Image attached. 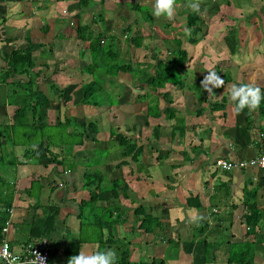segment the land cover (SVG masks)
I'll return each mask as SVG.
<instances>
[{
	"label": "crops",
	"instance_id": "0c3cea01",
	"mask_svg": "<svg viewBox=\"0 0 264 264\" xmlns=\"http://www.w3.org/2000/svg\"><path fill=\"white\" fill-rule=\"evenodd\" d=\"M82 1L0 0V49L10 51L18 43L27 44L30 37L34 43V57L48 65L45 69L47 74L43 73L39 81L41 88L44 90L41 81L47 88L52 81L64 85V98L70 115L79 120L92 117L99 123V131L95 134L97 141H87L83 147L74 146L71 150L54 144L52 151L64 164L58 168L54 163L45 166L42 163L46 158L27 160L23 155L24 146L14 145L7 137L2 126L10 124L13 103L18 96L7 98L1 95L0 149L9 156L8 160L16 162L10 166L0 164V197L6 187L9 188L8 194L12 192L6 233L12 250L20 252L28 241V217L32 214L43 216L50 205H57L59 214L52 232L55 244L50 246L55 262L61 264L66 245L79 239L78 204L87 192L83 190L84 170L99 169L108 180L124 179L130 188V197L122 195L119 202L124 221L113 225L110 231L114 241L121 239V248L129 249L130 261L153 259L156 262L163 260L164 264H227L228 242H241L248 231L241 220L246 211L242 204L245 182H252L248 188L258 187L257 203L264 207V170L223 171L214 165L218 158L240 160L258 152V134L264 128V118L260 117L259 109H245L237 114L226 88L233 83H254L264 88V0H228L229 4L223 0L200 2L198 13L201 12L202 26L206 25V29L209 19L215 15L211 8L215 2L220 4V11L222 5L235 12L253 9L244 18L230 16V24L239 27V42L234 53L229 51L225 41L218 50L198 49L199 39L195 44L190 43L192 48L188 49L185 14L193 11L189 7L193 0H180L183 10L180 12L176 8L172 20L153 16L154 0H84V5ZM45 24L48 26L46 32L41 30ZM78 25L82 26L79 37L84 39L78 38ZM216 27L212 28L213 34H207L203 29L201 40L215 39L221 29L224 32L220 25ZM91 33L103 34L105 43L110 41L113 44L119 60L131 61L140 69L149 71L154 70L158 58L170 55L174 40L181 41V47L188 54L187 62L176 77L182 82V87L167 83L161 91L168 92L176 118L185 122L184 133L172 131L176 118L168 119L164 113L160 117L147 116V100L142 95L148 87L141 88L129 73L119 72L97 83L91 82L90 71H82L91 60L88 49ZM136 34L142 40L139 47H135L131 40ZM199 36L200 33L197 38ZM5 40L9 42L7 45ZM40 42L45 46L53 45L48 56L41 55ZM82 51L83 57H80ZM4 65L0 57V70ZM216 65L228 72L231 80L214 89L213 96L208 95L209 100L201 103L204 113L196 115L195 111L201 107L198 94L205 91L201 79L207 75V68L215 71ZM105 69L95 68L99 73ZM80 71L84 84L78 76ZM91 85L98 90L94 99L100 103L99 106L81 103L84 89ZM47 95L53 101L48 110V120L55 124V107L59 106L55 100L57 97L51 90ZM224 97L227 99L225 106L219 105L211 110L210 106L221 102ZM166 105L160 95V109ZM248 122H251V127L246 132ZM156 124L161 128L159 137L153 138L151 130ZM72 129L73 126H68L66 132ZM120 133L127 134L143 146L138 162L148 165L142 171H138V163L131 161L130 157H120ZM96 150H100L101 155L95 154ZM158 155L160 159H157ZM123 159L127 162L119 164ZM34 178H39V184L35 196L31 197L26 189ZM189 198H194V201L188 203ZM196 201L199 206L194 205ZM139 207L145 213L159 217L163 229L145 233L139 227L141 217L135 212ZM190 212L201 219L191 221ZM205 220L208 226L202 231L201 222ZM261 232L264 234V224ZM124 233H136L140 237L131 239L124 237ZM202 238L213 245L220 242L211 252L208 262H205L206 246L201 242ZM252 238H249L251 242ZM141 240L145 245L139 243ZM82 247L85 252L97 251L94 243H86ZM252 247L253 264H264V237L255 239ZM142 255L145 259L141 258Z\"/></svg>",
	"mask_w": 264,
	"mask_h": 264
},
{
	"label": "trees",
	"instance_id": "16d2710c",
	"mask_svg": "<svg viewBox=\"0 0 264 264\" xmlns=\"http://www.w3.org/2000/svg\"><path fill=\"white\" fill-rule=\"evenodd\" d=\"M213 0H200L203 4L211 2ZM225 4H229L228 0H223ZM201 3V7L204 5ZM85 4V1H82ZM212 11L217 14L220 10V4L214 3ZM186 26L189 31L188 42L195 44L199 39L203 37V18L200 13L190 11L186 14ZM82 26L76 27L78 38L84 39L80 36ZM81 28V29H79ZM42 31L46 32L48 26L45 24ZM238 31L239 27L235 24L228 25L226 34L224 35V41L231 53H234L238 46ZM200 33L199 38L197 35ZM89 36L90 43L88 49L90 50V62L85 64L82 71H90V75L93 77L91 82L97 83L103 80L106 76H116L119 72H127L131 75L134 81L139 82L141 88L148 87V91L142 95L147 100V116L160 117L162 113L166 114V118H176L174 107L168 92H162L161 89L165 87L167 83H172L176 87H182V82L176 80L179 69L184 66L188 60V54L185 49L181 47L180 40H174V46L170 50V55L166 58H158L157 63L153 71L147 69H140L138 64L131 61L119 60L116 50L113 49V44L108 41L105 43L103 34L91 33ZM135 47H139L142 44L141 37L134 35L131 38ZM10 41V40H8ZM6 42V40H5ZM9 42H6L7 45ZM33 41L30 37L27 38V44L18 45L10 51L0 49V57L4 61L5 65L0 70V97H12L18 96V99L14 101V111L12 113V120L10 124L3 125L2 127L7 131V137L10 138L14 145L24 146L23 155L27 160H38L43 157L45 160L43 165L54 163L57 168L64 164V161L57 158L52 151L53 145H62L63 148L73 149L74 146L79 148L83 147L87 141H97L95 134L99 131L98 122L92 117L83 118L81 120L74 118L70 115L69 110L66 108L67 103L64 98L65 86L60 83L52 81L48 88L54 91V95L57 97L55 100L59 106L55 107V124H51L48 120V110L52 107L53 101L50 100L48 95L40 86V80L46 75L48 68L47 64L39 62L37 65L36 57L33 53ZM3 45V46H5ZM44 43H38V47L42 48L41 55L48 56L53 45L45 46ZM3 48V47H2ZM80 57H83V51L80 52ZM38 58V57H37ZM106 68L105 72H96L95 68ZM215 71L225 79V82H230L231 78L225 70L218 65L215 67ZM78 76L81 78L82 84L85 79L82 78V72L80 71ZM202 81V79H201ZM225 83V84H226ZM6 85V89L5 86ZM48 89V90H49ZM264 91V88H261ZM49 90V91H50ZM48 91V93H49ZM98 91L95 85H91L84 89L82 93L81 103L91 104L99 106L100 103L94 99V93ZM156 92V93H155ZM198 94V101L201 105L195 111L196 115L203 114L205 108L202 106L205 100H209L206 91H200ZM155 93V94H153ZM163 96L165 103L167 104L164 109L159 107V97ZM197 95V94H196ZM93 96V98H91ZM213 96V95H212ZM227 99L224 97L221 102H216L211 110L216 109L219 105L226 104ZM211 102L208 104L210 105ZM64 107V108H63ZM259 115L264 118V101L261 102L259 107ZM52 126L49 131L45 132V129ZM68 126H73L71 132H66ZM185 122L181 118H176L175 124L172 126V131H179L184 133ZM251 127V122H248L245 131ZM161 125L156 124L152 127L151 135L153 138L159 137ZM60 129L61 132H58ZM4 135V134H3ZM5 136V135H4ZM246 134V140L248 141ZM57 141V142H56ZM56 142V143H55ZM119 147L120 157H130L131 161L138 163V171H142L143 167H147L148 164L139 163V156L143 152V146L138 145V142L129 137L125 133L119 134ZM154 151H156L154 149ZM100 150H96L95 154H100ZM8 155L3 153L0 149V164L15 165L16 162L8 160ZM161 157L158 155L157 159ZM127 162L123 159L121 163ZM83 174V190L87 191L79 202V219L80 234L79 239L76 242H70L66 245V249L62 252L64 255L63 262L61 264H68L70 257L78 255L83 244L94 243L97 246V250L114 249L117 253V264H164L163 260L158 262L152 260H140L133 262L129 260L130 252L128 248H121L117 245V242H121V239L114 241V236L111 234V227L117 223L124 221L121 206H119L120 197H130V188L124 179L108 180L106 175L99 169H85ZM145 175L148 176L145 170ZM40 178V176H38ZM39 178H34L31 185L26 189V193L29 196H35V189L39 184ZM252 182H245L243 186V201L245 206V213L242 215L241 220L248 227L243 240L239 243L228 242L230 249L227 259V264H253L254 262V249L253 242L255 239H263L264 234L261 232L262 224H264V207H261L257 203L258 187L251 186ZM9 188H4V192L1 193L0 203V242L3 238V227L9 220V210L12 206V192L8 194ZM194 198H189L188 203L193 202ZM195 206H199V203H194ZM35 208V206H34ZM235 208V205H234ZM139 209V210H138ZM86 210V212H84ZM136 214L140 215L139 227L145 233H154L163 229V224L160 218L149 213L142 211L139 207L136 209ZM59 214V207L57 205H50L43 216H36L32 214L28 217V241L27 243L34 241L41 237H46L51 244H55L52 237V232L55 230L56 218ZM139 217V216H138ZM229 221L231 223L232 216L230 214ZM208 226L207 221H202L200 230L204 231ZM262 235V237H261ZM253 237L252 241L249 240ZM201 242L205 243V262L210 261L209 256L211 252L216 248L219 243H209L205 238L201 239ZM10 243V242H9ZM26 243V244H27ZM51 262H55L54 253L51 250L50 256Z\"/></svg>",
	"mask_w": 264,
	"mask_h": 264
},
{
	"label": "clouds",
	"instance_id": "9594fccd",
	"mask_svg": "<svg viewBox=\"0 0 264 264\" xmlns=\"http://www.w3.org/2000/svg\"><path fill=\"white\" fill-rule=\"evenodd\" d=\"M176 7L177 0H154L152 14L157 18L164 16L172 20L176 15ZM189 7L194 12H199L200 0H193V2L189 3ZM206 70L207 75L202 79L201 86L211 96L215 93L214 89L225 86L226 82L213 69L207 68ZM226 91L229 93V98L237 114L245 109L255 111L259 109L261 102L264 101V91L254 83H233L227 86ZM252 163L256 164L257 162L252 161ZM259 163L261 167H264V158H261ZM189 218L193 222L201 219L197 214L191 212L189 213ZM31 255L34 258L22 261L19 254H15L14 251L9 250L7 243L0 249V260L5 261L6 264H46L45 258L39 252L33 251ZM68 264H117V253L114 249L85 252L82 247L78 255L70 257Z\"/></svg>",
	"mask_w": 264,
	"mask_h": 264
},
{
	"label": "built area",
	"instance_id": "2783aa9c",
	"mask_svg": "<svg viewBox=\"0 0 264 264\" xmlns=\"http://www.w3.org/2000/svg\"><path fill=\"white\" fill-rule=\"evenodd\" d=\"M258 152L256 155L245 158V159H240V160H226L223 158H218L214 161V165L217 169L223 170V171H231L234 169H246V168H257L260 170H264V167L260 166L259 161L261 158H264V128L259 131L258 134ZM252 161H256V164H253ZM61 185V184H60ZM8 231V225L3 227V238L2 241L0 242V249L3 248V245L5 243L8 244L9 250H12L9 240L6 237V233ZM23 249L20 252L14 251L15 254H19L21 260H27V259H32L34 258L31 254L33 251L39 252L46 261V264H57L56 262H51L50 256H51V246H50V241L46 237H41L38 238L34 241H31L27 244H25ZM0 264H6L5 261L0 260Z\"/></svg>",
	"mask_w": 264,
	"mask_h": 264
},
{
	"label": "rangeland",
	"instance_id": "374dc122",
	"mask_svg": "<svg viewBox=\"0 0 264 264\" xmlns=\"http://www.w3.org/2000/svg\"><path fill=\"white\" fill-rule=\"evenodd\" d=\"M222 7L223 8H221V11L219 12V14L217 13V14H215L214 16H212L209 19V21H208L209 26H207V29H206V25L205 26L203 25V29H205L204 31L207 30V34H210V33H212V28H216L217 29L216 26L220 25L221 27H223L224 32L222 31V29H221L220 32L218 31L219 34H218V36H216L215 39L213 38V39L210 40L209 38H205L204 37L205 39L200 40L199 45L197 47L198 49H207L208 48V49H212V50H218V48H220L224 44L223 43L224 42V40H223L224 39V35L226 34L228 25L232 22V18L230 16H236L237 19L241 18V16L244 18L246 15L250 14L253 11V9H249V10L247 9V10H242V11L238 10L236 12L234 10H232L233 11L232 12L231 8L229 6L222 5ZM176 8H178L180 10V12L183 10V6L181 5V1L180 0H177V7ZM179 10H178V12H179ZM164 26H165V24L162 25V27H164ZM214 32L216 33V31H214ZM188 33H189V31H188ZM18 44L19 45H23V43L22 44L18 43ZM187 47H188V49L192 48L190 43H188ZM38 59L36 58V60H38ZM40 59H42V58H40ZM121 60L127 61L125 59H121ZM39 62L40 61H37V65H39ZM177 75H179V73H177ZM43 84H44V82L41 81V85L44 88L45 93L49 94L48 93V91H49L48 88L46 86H44ZM51 99H53V96L51 97ZM50 128H53V127L52 126L48 127L47 129H45V132L49 131ZM58 132H61L60 129H58ZM84 212H86V210ZM124 234H125L124 237L127 236V237H129L131 239H134V238L139 236L136 233H134L133 235L130 234V233H124ZM141 242H139L141 245L142 244L145 245L143 240H141ZM116 244L119 245V242H117ZM142 250H143V248L141 249V253L143 254ZM141 258L145 259V257L143 255H142Z\"/></svg>",
	"mask_w": 264,
	"mask_h": 264
}]
</instances>
